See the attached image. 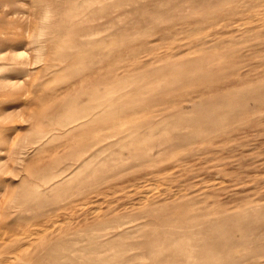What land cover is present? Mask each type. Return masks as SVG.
Masks as SVG:
<instances>
[{"label":"rangeland","instance_id":"rangeland-1","mask_svg":"<svg viewBox=\"0 0 264 264\" xmlns=\"http://www.w3.org/2000/svg\"><path fill=\"white\" fill-rule=\"evenodd\" d=\"M46 6L0 64V264H264V0H0V53Z\"/></svg>","mask_w":264,"mask_h":264},{"label":"clouds","instance_id":"clouds-1","mask_svg":"<svg viewBox=\"0 0 264 264\" xmlns=\"http://www.w3.org/2000/svg\"><path fill=\"white\" fill-rule=\"evenodd\" d=\"M21 16L22 22L30 29V31L25 32V38L29 42L28 48L21 51L10 50L0 53V64H12L17 67H21L26 62L43 64L47 58V48H41L40 45L49 40L53 32L56 12L52 7L46 6L35 16L29 12ZM8 82L15 83L13 81ZM187 264H192V257L188 258Z\"/></svg>","mask_w":264,"mask_h":264},{"label":"bare ground","instance_id":"bare-ground-1","mask_svg":"<svg viewBox=\"0 0 264 264\" xmlns=\"http://www.w3.org/2000/svg\"><path fill=\"white\" fill-rule=\"evenodd\" d=\"M260 216V215H259ZM257 218V217H256ZM264 218V217H263ZM154 221V220H153ZM152 221V222H153ZM159 223V222H158ZM159 224H161V223H159ZM159 226V225H158ZM156 228H157V226H155ZM60 233V232H59ZM56 234V233H55ZM50 235H53V234H50ZM228 236V235H227ZM52 238H54V236H52ZM8 241V240H7ZM6 241V242H7ZM151 241V240H150ZM15 242V241H14ZM190 242V241H189ZM47 244H49L48 242H46ZM207 243V242H206ZM228 243V242H227ZM12 244V243H11ZM16 244V243H15ZM192 244V243H191ZM2 245V244H1ZM21 245V244H20ZM45 245V244H44ZM199 245V244H198ZM197 245V246H198ZM46 246V245H45ZM8 247V246H7ZM43 247V246H42ZM45 248V247H44ZM44 248H43V251H44ZM18 249H20V248H18ZM27 249V248H26ZM225 249V248H224ZM224 249L223 250H221V251H224ZM229 249V248H228ZM232 250H233V248H232ZM237 250V249H236ZM42 251V252H43ZM194 249H193V247H188L186 250H184L183 251V254L186 256V260L188 261V259H187V257L189 258V257H191V256H194L195 254H194ZM234 251V250H233ZM159 252V249L157 248V247H155V248H153L152 249V253L154 254V255H156L157 253ZM215 252H217V251H215ZM217 253H219V252H217ZM36 254V253H35ZM38 254H40L39 252L36 254V255H38ZM42 254V253H41ZM46 254V253H45ZM202 254H204L203 252H200L199 253V256H201ZM214 254V253H213ZM236 254V253H235ZM36 255H35V257H36ZM43 255V254H42ZM212 255V254H211ZM34 256V255H33ZM43 256H46V255H43ZM31 257V256H30ZM39 257V256H38ZM42 257V256H41ZM40 257V258H41ZM249 257V256H248ZM194 258V257H193ZM205 258V257H204ZM34 259V258H33ZM38 259V258H37ZM43 259V258H42ZM250 259V258H249ZM254 259V258H253ZM19 260V259H18ZM244 260V259H243ZM166 261V260H165ZM195 261H196V258H195ZM249 261V260H248ZM18 262H20V261H17V264H18ZM41 262V261H40ZM47 262V261H46ZM242 262V261H241ZM29 263V262H28ZM243 263V262H242ZM165 264V263H164Z\"/></svg>","mask_w":264,"mask_h":264}]
</instances>
